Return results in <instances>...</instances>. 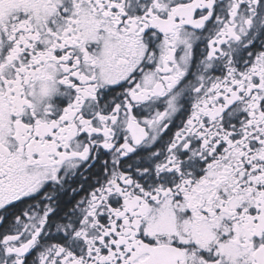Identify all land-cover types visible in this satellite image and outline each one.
Segmentation results:
<instances>
[{"label": "snow or ice", "instance_id": "snow-or-ice-1", "mask_svg": "<svg viewBox=\"0 0 264 264\" xmlns=\"http://www.w3.org/2000/svg\"><path fill=\"white\" fill-rule=\"evenodd\" d=\"M0 264H264V0H0Z\"/></svg>", "mask_w": 264, "mask_h": 264}]
</instances>
